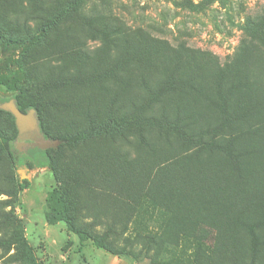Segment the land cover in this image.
Segmentation results:
<instances>
[{"label":"rangeland","instance_id":"rangeland-1","mask_svg":"<svg viewBox=\"0 0 264 264\" xmlns=\"http://www.w3.org/2000/svg\"><path fill=\"white\" fill-rule=\"evenodd\" d=\"M65 2L0 0V77L53 86L47 96L53 104L47 116L52 132L58 134L78 131L90 120H105L113 93L134 98L137 80L130 74L140 68L151 74L165 70L175 58L167 44L185 45L207 62L215 56L221 63L232 59L247 34V19L264 9V0H91L89 9L100 13L98 25L112 24L115 32L112 37L90 39L76 20L63 19L44 30ZM122 27L130 28L133 35L117 34ZM5 38L19 39L20 46H9ZM132 57L140 62L131 61ZM13 94L0 83V96ZM0 134L16 135L13 144L21 152L30 145L20 139L7 114L0 116ZM126 142L117 133L66 148L59 168L78 175L80 215L99 231L116 229L121 240L136 233H163L166 258L176 256L175 264H195L198 247L212 252L216 230L195 225L194 214L188 217L156 207L148 197L139 196L129 180L142 177L145 182L163 152L147 154L135 142ZM25 179L30 186L20 190L18 183ZM109 179L116 187L109 185ZM57 184L48 167L14 168L5 154L0 157V189L5 192L0 194V210H13L25 222L40 264H150L147 257H119L90 240L81 244L63 221L48 223L47 197ZM5 226L12 229L10 223ZM13 252L0 249V264H23L11 258Z\"/></svg>","mask_w":264,"mask_h":264},{"label":"trees","instance_id":"trees-1","mask_svg":"<svg viewBox=\"0 0 264 264\" xmlns=\"http://www.w3.org/2000/svg\"><path fill=\"white\" fill-rule=\"evenodd\" d=\"M90 1L67 0L44 30L69 19L84 25L90 39L112 37L115 27L98 25L100 13L89 9ZM116 32L133 35L126 27ZM5 42L20 46L17 38H5ZM167 47L175 58L165 70L151 74L140 68L130 74L137 80L134 98L113 93L105 120H90L86 127L66 134L53 133L48 120L53 104L47 96L53 86L0 77V83L14 91L11 97L0 96V116H10L19 131L14 115L5 109L14 100L23 112L35 109L45 137L60 141L44 149L31 140L21 152L13 144L16 135L0 134V157L5 154L14 168L23 164L28 169L53 171L58 184L47 197V222H65L81 244L90 240L119 257L139 260L144 256L150 264H175L176 256L164 255L163 233H136L121 240L116 229L97 230L95 223L80 215L78 175L59 168L66 148L121 133L126 143L135 142L144 153L163 152L145 182L142 177L129 180L139 196L148 197L156 207L188 217L194 214L195 225L216 230L212 252L198 247L195 264H264V9L247 19L246 36L235 56L224 63L216 56L213 62L202 60L185 45ZM131 61L140 62L133 57ZM108 183L116 187L114 180ZM18 186L26 189L30 181H19ZM217 215L230 218L218 219ZM5 223L12 229L7 230ZM0 249L14 250L11 258L23 264H40L25 233V222L13 210H0Z\"/></svg>","mask_w":264,"mask_h":264},{"label":"water","instance_id":"water-1","mask_svg":"<svg viewBox=\"0 0 264 264\" xmlns=\"http://www.w3.org/2000/svg\"><path fill=\"white\" fill-rule=\"evenodd\" d=\"M5 109L14 115L21 140H32L37 146L44 149L55 147L60 143L59 140H51L45 137L41 131L38 113L35 109L23 112L14 100H10L5 105Z\"/></svg>","mask_w":264,"mask_h":264},{"label":"flooded vegetation","instance_id":"flooded-vegetation-1","mask_svg":"<svg viewBox=\"0 0 264 264\" xmlns=\"http://www.w3.org/2000/svg\"><path fill=\"white\" fill-rule=\"evenodd\" d=\"M28 141H31V140H26L25 143H28ZM33 142V141H32Z\"/></svg>","mask_w":264,"mask_h":264}]
</instances>
